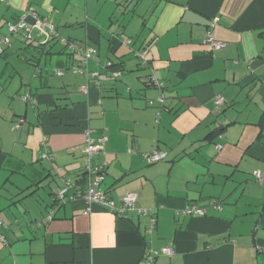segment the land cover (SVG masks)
<instances>
[{
    "label": "crops",
    "instance_id": "0c3cea01",
    "mask_svg": "<svg viewBox=\"0 0 264 264\" xmlns=\"http://www.w3.org/2000/svg\"><path fill=\"white\" fill-rule=\"evenodd\" d=\"M30 9L59 37L23 32L0 55V264H144L149 251L150 264H264V0H0V21ZM207 32L225 47L213 51ZM59 38L97 55L84 65ZM87 129L106 137L92 157L106 164L102 190L115 202L136 192L151 234L137 211L84 214L73 188L85 184ZM154 150L165 159L147 164ZM63 181L73 187L47 221ZM32 197L40 210L16 216Z\"/></svg>",
    "mask_w": 264,
    "mask_h": 264
},
{
    "label": "built area",
    "instance_id": "2783aa9c",
    "mask_svg": "<svg viewBox=\"0 0 264 264\" xmlns=\"http://www.w3.org/2000/svg\"><path fill=\"white\" fill-rule=\"evenodd\" d=\"M31 18L32 22L27 24V18ZM218 18H214L211 21L209 27H214L217 23ZM6 33L0 34V55L3 54L5 49H8L12 46L13 38L20 35L24 32V38L27 41L36 42L40 45H44L49 43L53 39H57L59 36L55 31L54 26L49 23L46 19L41 18L36 11L30 9L25 11L20 17H18L15 21L6 22L5 23ZM35 32L34 34L32 32ZM61 45L65 48L66 52L69 54H74L79 56L82 59V63L84 65L94 56L97 55V50L93 47L89 46H78L75 43L69 42L65 39L59 38ZM129 43V41H127ZM205 44H207L213 51L220 50L225 47V43L216 41L210 32H207L205 37ZM111 67V64H108ZM73 73L83 74L86 78H96L97 74L92 73H83V70L72 67ZM55 74L57 76H61L62 73L56 71ZM114 77H118L120 75L119 72L113 73ZM23 101H27V97L22 98ZM224 103V99L221 96H217L214 104L216 107L222 106ZM92 131L89 129L84 131L85 135V148L83 149V170L85 174V184L83 187H75L74 189V197L81 198L85 201L87 208L84 214L90 213V206L98 205L107 209L111 214L116 217H121L125 213L130 211H137L138 215L148 217L149 223L146 228L147 234H151L153 232L154 226L156 224V218L154 214L148 210L143 208H137L136 202L138 198V194L136 192H128L126 193L118 202L107 197L106 193L102 190L101 185L105 178V166L106 164H92V157L96 154L102 153L104 148V143L106 141V137L101 136L99 138L91 137ZM144 158L147 164H152L158 162L165 158V153L161 151L154 150L149 154H145ZM44 159L51 161V157L48 154L44 155ZM256 180L259 183H262L263 179L259 172L255 173ZM72 185L69 181H63L62 187L55 190L53 193V206L51 210H49L48 215L46 217L47 221L53 219L55 211L58 208V203L63 201L67 192L72 189ZM215 209L220 210L221 207L217 203L214 206ZM200 211L195 207L187 208L184 210L185 214H196ZM6 228V225L0 221V242L5 244V238L2 234V229ZM160 253L163 255H172L173 250L171 247H164L160 250ZM157 252L149 251L146 255L145 263L150 264L154 260V256H157Z\"/></svg>",
    "mask_w": 264,
    "mask_h": 264
},
{
    "label": "rangeland",
    "instance_id": "374dc122",
    "mask_svg": "<svg viewBox=\"0 0 264 264\" xmlns=\"http://www.w3.org/2000/svg\"><path fill=\"white\" fill-rule=\"evenodd\" d=\"M4 25V26H3ZM0 31H6V28H5V24L3 23V22H1L0 21ZM10 58H13V56H11ZM1 60H3V59H1V57H0V61ZM5 103H6V99L4 100V98H0V113H3L4 112V106H5ZM52 186H54V184L52 185ZM45 188V187H44ZM41 189V190H39V193H37V195L39 196V197H41L42 199H41V201H43V203H47V204H49L50 202H51V200L52 199H50V196H49V194H48V191H49V189H47V188H45V189ZM55 189V188H54ZM34 198L32 197L31 199L30 198H28V199H21L20 200V202H18L17 203V206H19L20 205V207H19V212L18 213H16V211H18L17 209H15V207H13V209H12V211L10 212V215L12 214H15L16 213V216H19V214H20V218L21 219H23V217H22V213H23V215H25V212L26 211H28V209H27V205H35V210H37V211H39L40 209H39V206L38 205H36V203H35V200H33ZM23 204V205H22ZM20 208L22 209V211L20 210ZM38 212H34L32 215H36ZM39 215V214H38ZM42 215H40V217H41ZM19 218V219H20ZM5 223V222H4ZM6 224V223H5ZM7 225V224H6Z\"/></svg>",
    "mask_w": 264,
    "mask_h": 264
},
{
    "label": "trees",
    "instance_id": "16d2710c",
    "mask_svg": "<svg viewBox=\"0 0 264 264\" xmlns=\"http://www.w3.org/2000/svg\"><path fill=\"white\" fill-rule=\"evenodd\" d=\"M51 41H52V40H51ZM51 41H50V42H51ZM50 42H49V43H50ZM62 50H63L64 52H66L65 48H63ZM66 53H67V52H66ZM67 55L70 56L71 54L68 53ZM48 156H49V155H48ZM165 156H166V154H165ZM49 157H50V156H49ZM164 159H165V158H164ZM164 159H162V160H164ZM162 160H160V161H158V162H161ZM158 162H155V163H158ZM155 163H152V164H155ZM83 175H84V174H83ZM50 209H51V208H50ZM48 212H49V211H48Z\"/></svg>",
    "mask_w": 264,
    "mask_h": 264
}]
</instances>
